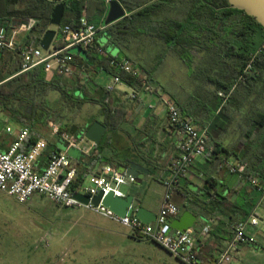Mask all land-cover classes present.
<instances>
[{"label":"trees","instance_id":"1","mask_svg":"<svg viewBox=\"0 0 264 264\" xmlns=\"http://www.w3.org/2000/svg\"><path fill=\"white\" fill-rule=\"evenodd\" d=\"M118 1L129 11V18L125 17L126 20L107 26L100 30L99 34H106L110 38V43L118 46L126 37L146 33L162 40L167 48L175 52L181 59L183 66L192 69L194 68L192 66L207 68V70L205 69L203 90L214 99L218 107L214 118L203 120L202 129L197 127L201 131L207 130L208 145L213 148V152L204 159L221 168L231 155L238 158L236 152L224 147L222 137L234 121L235 113H241L242 99L254 94L257 96V102L252 104L253 113L248 119L252 121L256 118L259 120L257 122L259 126L264 127V106H259L262 103L264 105V99H262L264 94V50L260 51L264 41V27L246 12L232 8L228 0ZM86 3L98 4L97 10L103 15L101 24L103 26L107 16L108 4L106 0H0V27L11 26L15 19H35L36 24L22 38V43L31 45L37 40H40L41 43L44 34L50 30L52 14L58 4L65 6L63 23L59 28L61 32L66 25H70L74 29L80 27L83 11L88 10L89 4ZM165 10H167L166 13L171 14L169 17L161 18L160 15ZM91 16L88 20L95 24L91 21ZM55 45L60 47L62 43ZM78 48H81L91 62H99L104 65L90 66L92 71L105 69L111 75H120L123 83L132 87L138 86L137 79L123 72H117L111 66L110 58L101 55L95 46L87 49ZM71 56L74 60L80 59V55L71 54ZM249 65L252 68L246 73V68ZM134 67L154 81L145 66ZM22 69L23 57L20 50L0 49V112L30 129V136L21 151H28L38 140L47 138L51 121L60 124L61 133H71L72 127L75 125L68 123L70 117L80 113L83 107L88 104L94 107L98 106L100 110L84 129L79 127L81 130H86L96 121L101 122L100 119L103 118L101 123L107 127L109 132H114L123 120L124 109L114 99H108L103 88L100 93L92 94V88L89 86V83L93 82L92 80L87 82L79 78L72 81L69 78L70 75L62 74L58 70L46 72L43 66L20 74ZM52 93H58L60 96L55 106L50 103L48 98ZM221 94L223 95L221 96ZM237 99L241 100L239 107L235 103ZM191 100L190 97L186 101L174 103L181 109L183 116L195 125V117L199 116L203 106L192 104ZM140 102L142 101H135V103ZM229 106H236L233 115L228 113ZM62 119L65 120L61 121ZM248 135L250 138L252 137V133ZM105 146L106 142L102 140L92 154L85 155L82 162L78 161L79 171L72 186L75 193L84 185L90 173L88 172L90 169L87 173H82L80 168H84L85 164H90L91 168L95 167L102 159V149ZM241 146L246 149L245 155H249V160L240 158L238 160L239 163L248 165L243 182L246 187L251 189L250 192L248 189L244 193L239 192L241 199L231 203L217 191V184L213 182L214 177L209 174V178L205 180L206 185L200 188L201 193L187 189L186 194H183L186 199L185 207L193 208L197 214L205 216L209 220L217 219L224 222L220 215H224L225 210L230 209L228 205H231L235 209L233 212L238 214L237 221L232 222L233 233L236 226L245 222L261 203L262 190H264V153L256 151L243 142ZM55 147L59 149L57 145ZM253 158L262 161L258 168L252 166L250 160ZM109 162L119 167V164L109 158H106L104 164ZM256 192L261 194L252 198L251 195ZM262 207L264 209V200ZM213 230L211 227L206 240L214 234ZM133 236L143 239L135 234ZM206 240L197 242L198 258L203 264H215L220 257L222 248L220 250L217 241L212 243L210 241L208 243L210 247L203 248V246L206 247L203 243ZM215 252L218 254L215 255Z\"/></svg>","mask_w":264,"mask_h":264},{"label":"built area","instance_id":"2","mask_svg":"<svg viewBox=\"0 0 264 264\" xmlns=\"http://www.w3.org/2000/svg\"><path fill=\"white\" fill-rule=\"evenodd\" d=\"M111 1L106 0L108 5ZM29 20L30 25L27 30L12 25L0 27V49L21 51L23 69L20 74L43 66L46 72L58 70L62 74L72 75L74 66L70 50L76 47L87 49L95 46L99 31L107 27L106 24H103L99 29L95 24L90 23L86 16H83L78 29H74L70 25L62 28V46L57 47L54 40L49 50L46 51L41 46L33 47L32 45H23L21 42V33L28 32L37 22L35 19ZM263 50L264 41L260 51ZM99 52L101 55L110 58V64L117 72H123L139 82L137 87H132L123 83L120 75H112L113 81L105 87V93L110 96L119 85H124L128 89V96L132 101H143L148 96H156L167 115L169 128L178 138V155L170 165L169 178L163 181L167 191L157 221L152 224H145L135 216L120 217L104 207L102 203L95 207L92 203L85 205L77 200L74 197L76 193L72 186L78 175V164L69 156L68 151L71 148H77L84 155L89 156L94 152L96 145L89 142L85 137L79 138L78 135L71 133H61L60 124L54 121L49 123L47 137L61 139L66 150L55 149L51 151L47 156L46 166L40 168V160L47 152L50 141L48 138H42L28 151H21L22 146L30 136V129L23 127L9 151H0V191L15 198L21 204L28 203L34 195L39 194L63 207H84L129 228L133 234L160 245L185 264H203L196 252L197 242L209 237L211 226L205 225L201 229L192 228L185 233H180L172 229L171 222L182 211L174 201V190L187 177L196 159L204 158L213 152V148L208 145L207 130H199L189 119L185 118L181 109L159 87L152 83L147 74H143L127 60L111 57L101 49ZM251 68L249 65L245 72L248 73ZM149 108L155 110L157 107L152 104ZM7 130L9 133L13 132L12 128ZM227 165L229 171L238 175L241 182L245 180L248 167L246 163H228ZM136 180L109 162L104 164L100 174L92 176V184L85 188V192L82 194L89 196L91 200L100 193H103L105 197L111 192L116 196L125 197L126 194L122 187L135 183ZM254 184L256 183L254 182ZM262 191L263 199L257 208H263L264 190ZM260 220L254 211L245 222L236 226L232 238L222 248L220 257L215 264H231L238 246L253 240L247 235V231L249 228L257 231Z\"/></svg>","mask_w":264,"mask_h":264},{"label":"rangeland","instance_id":"3","mask_svg":"<svg viewBox=\"0 0 264 264\" xmlns=\"http://www.w3.org/2000/svg\"><path fill=\"white\" fill-rule=\"evenodd\" d=\"M108 11L109 8L107 7V13ZM166 11L160 15L161 18L170 16L171 13L168 14ZM102 18L103 15L97 10L91 16V21L97 24L100 29ZM49 28L57 30L55 43H62L63 37L59 28L51 24ZM98 39L99 44L106 49L107 53L112 57L118 56L119 52L113 49L104 33H100ZM31 45L39 47L40 40ZM162 50L163 48L157 50L158 54H161L162 64L164 65L160 66V81L166 87L167 96L176 103L177 101H186L191 97L192 104L203 106V110L198 117H195L194 122L196 127L201 128L203 120L215 117L218 107L214 99L203 90L206 76L205 69L207 70V68H201V66L198 68L192 66L193 69L188 68L183 66L178 59H175L177 57L162 55ZM71 52L75 54V48L70 50ZM79 57L85 59L83 55ZM69 78L72 81L75 80L73 75H70ZM102 79L103 83L107 85L113 81L111 76L106 75H102ZM48 98L50 103L55 106L60 96L58 93H52ZM262 99H264V94ZM153 100L156 107H162L156 98H153ZM149 102L145 101L146 108L150 106ZM242 102L241 113H235V119L230 126L231 131L228 142L234 141L237 143L241 132L244 130L243 144L250 145L256 151L264 153V127L259 126L257 123L259 120H256V118L252 121L248 119L253 113L252 104L257 102V96L255 94L251 95L242 99ZM235 103L239 107L241 100L237 99ZM236 106H229L228 113L233 115ZM259 106L264 105L262 103ZM97 111L96 107L89 104L85 105L80 113L70 117L68 123L84 129L97 115ZM1 116L0 122L3 123L4 114ZM11 123L17 125V122L14 121ZM242 125H244L243 129ZM250 133H252L251 138L248 135ZM47 138L50 142L55 140L60 150L65 147L59 139ZM115 148L111 150L110 147H104L106 151L97 166L105 163L108 157H114L115 160L122 161L121 159L125 155L124 152ZM200 160L204 161V158H200ZM238 180V175H228L227 181L229 184ZM91 184L92 176H89L78 193H84L85 188H88ZM131 184L124 185L122 190L125 193L131 192L133 186H136ZM138 193L142 197L147 196L150 193L149 185H144ZM176 202L184 211L188 210L184 204L178 201L177 197ZM258 215L261 219L258 230L249 229V232L254 233L252 237L264 247V211L262 208H258ZM251 243H254V241ZM245 250V253L238 256L235 264H264V251H257L251 247H246ZM0 264L185 263L178 260L160 245L145 239H138L133 236L129 228L84 207H63L39 194L34 195L28 203L21 204L15 198L0 191Z\"/></svg>","mask_w":264,"mask_h":264},{"label":"crops","instance_id":"4","mask_svg":"<svg viewBox=\"0 0 264 264\" xmlns=\"http://www.w3.org/2000/svg\"><path fill=\"white\" fill-rule=\"evenodd\" d=\"M88 5V10H84L82 17L86 16L87 18H90L91 15L95 14L98 9V4L96 3H86ZM126 17L129 18V11L126 9ZM126 19H123V21ZM27 34L26 32L21 33V42L22 38ZM109 43L110 38L107 36ZM110 45H112L110 43ZM114 50H117L119 52L118 56L114 58H118L119 60H127L129 61L133 66H145L146 69L151 73L152 83L159 87L162 92L167 96L166 87L164 84H162L161 80V71L160 66H164L163 59H161V54H158L157 50L159 48H163L162 55H172L175 56L180 61V63L183 65L181 59L176 55L175 52L170 51L166 44L160 40L159 38L152 37L149 34H139L138 36H132V37H126L125 40L122 41L120 45H112ZM95 48L98 50H104L106 49L102 48L99 44L98 35L96 37V45ZM107 52V51H106ZM91 54V53H90ZM109 54V53H108ZM83 55L85 59L80 58L78 60L73 61L74 71L73 76H75L76 79H82L84 81H90L92 80L93 83L96 85L95 88H92V94L100 93V90L107 86V84L103 83L102 75L111 76L105 69H102L100 71H92V68L90 66H104L99 62H91L88 57L84 54H78ZM110 55V54H109ZM160 55V56H159ZM111 56V55H110ZM112 57V56H111ZM83 59V60H82ZM110 84V83H109ZM123 86V87H122ZM126 86L119 85L116 90L109 95H106L107 98L114 99L117 104L124 109V112L122 113L123 120L119 123V126L116 131L109 132L107 130L103 141L106 142V147H110L111 150L119 149L124 152V158H122V161H117L114 159V157H108L109 159H113L117 164H119L120 170L122 169V166H128V163L130 161L136 162L145 168L149 169L151 171L150 175H145L144 178H139L136 180L135 183H132L131 185L135 184L136 186H133V189L131 192L124 193L126 195H134L138 198H140L143 201V206L146 207L150 212L156 214L157 216L160 213L161 204L164 198V195L166 193V188L163 184V180H166L170 176V165L172 163V160L178 155V138L177 136L171 131L168 124V119L165 111L162 109V107H157L155 110L150 109L149 106L146 108L145 101H150V105H154V100L156 96H148L145 100H143L140 103H135V101H132L128 96V89L124 88ZM168 97V96H167ZM169 98V97H168ZM157 99V98H156ZM97 112L99 113L100 107H96ZM97 113V114H98ZM4 113L0 112V118L2 117ZM101 122H103V118L100 119ZM14 120H11L6 114H4L3 123L0 122V151L7 152L11 148L13 142L16 139V136L20 132V130L24 127L22 124L18 123L17 125H13L11 122ZM243 126V125H242ZM241 126V127H242ZM244 127V126H243ZM242 127V129H243ZM8 128H12L13 132L9 133ZM229 126L228 130L225 132V134L222 137V143L225 148L228 150H231L233 152H236L238 154V158L249 160V155L246 156V149L241 146V142L245 137L244 130L241 132L240 138H238L237 143L228 142V137L230 134ZM232 134V133H231ZM56 142L55 140L50 142V146L43 156V158L40 160V168H44L47 164V156L49 155L51 151L55 150ZM58 147V146H57ZM113 147V148H112ZM59 148V147H58ZM110 150V149H109ZM110 150V151H111ZM105 149H102V154L105 153ZM112 152V151H111ZM114 152V151H113ZM238 158H236L234 155H231L230 158L225 160V162L222 164V167H216L215 163L209 162L206 159L204 161L197 159L193 166L190 168V172L187 175L186 178H184L180 185L174 190V201L176 202V197L178 198V201L184 204L186 202V199L183 194H186L187 189H191L194 192L201 193L200 188L206 185V179L209 178V174H212L214 177L213 182L217 184V191L221 193L224 197H226L231 203L236 202V200L241 199L240 193H244L246 189H248V192L251 191L250 188L246 187L244 182L237 181L235 183H228V175L233 174L229 171L228 163L231 164H237L239 163ZM77 164L78 161L74 160ZM252 163V166L254 168H258L262 161L257 158H253L250 160ZM123 165H122V163ZM86 163V162H84ZM98 165V164H97ZM95 166L91 168L90 164H85L84 168H80L82 173H87L88 169H90L89 176H93L96 174H100L104 163H102L100 166ZM144 185H149L150 193H148L147 196L142 197L138 192L140 188H142ZM83 186V185H82ZM82 186L80 188H82ZM80 188L76 191V193L79 192ZM242 191V192H241ZM214 192V190H212ZM261 193L256 192L251 195L252 198L258 197ZM177 205H179L177 203ZM180 206V205H179ZM230 208L229 210H225L224 215H220L221 219L224 222H220L217 219H206L205 220H199L194 228L201 229L205 225H210L213 227L214 234L210 236V238L206 241H204L203 248H208L210 245L208 243H212L213 241H217L221 248L225 246V244L230 240L232 233H233V227L232 222L237 221V213L233 212L235 209L228 205ZM182 209V207L180 206ZM192 212L197 214L196 210L193 208H190ZM264 211V209L262 208ZM256 214L258 215V208H255ZM184 212L182 209L181 214ZM181 214L179 216H181ZM101 216V215H100ZM178 216V217H179ZM259 216V215H258ZM103 217V216H102ZM205 217V216H204ZM105 218V217H104ZM264 220V219H263ZM252 229V228H249ZM249 229L247 231V235L254 239L252 241L241 243L238 246L237 251L234 253V260L231 264H235L236 259L241 254L245 253L246 247L255 248L257 251H264V247L259 244L258 241H255V238L252 237L254 233H250ZM254 243H251L253 242ZM217 252H215L216 255ZM218 254V253H217ZM218 256V255H217ZM209 258V257H208ZM210 259V258H209Z\"/></svg>","mask_w":264,"mask_h":264},{"label":"water","instance_id":"5","mask_svg":"<svg viewBox=\"0 0 264 264\" xmlns=\"http://www.w3.org/2000/svg\"><path fill=\"white\" fill-rule=\"evenodd\" d=\"M230 6L234 9H238L246 12L249 16L254 17L264 27V0H228ZM109 11L106 16V26H111L126 17V9L118 0H112L108 5ZM65 15L64 4H58L53 11L51 25L60 28L63 23ZM30 25L29 19H15L12 22V26L20 29L27 30ZM57 36L56 29L48 30L41 40L40 46L44 50H49ZM75 54H84L81 48H75ZM71 54H73L71 52ZM89 86L95 88L96 85L93 82L89 83ZM107 127L100 121L94 122L86 130L80 132L79 126H73L71 130L72 135L79 133V138L85 137L89 142L98 146L105 134ZM66 150V147L63 148ZM69 156L79 162H82V158L85 156L80 149L71 148L68 151ZM121 171L126 172L128 175L139 179L144 178L145 175H150L151 171L144 166L130 161L128 166H122ZM74 197L85 205L92 203L95 207H98L101 203L104 207L108 208L114 214L120 217L135 216L145 224H152L157 221L158 216L150 212L143 206V201L134 196L126 195L125 197L116 196L113 192L104 197L103 193L95 196L92 200L89 196L82 193H76ZM199 220H205V217L200 214H195L191 210L184 211L181 216L173 219L171 227L173 230L180 233H185L187 230L195 227Z\"/></svg>","mask_w":264,"mask_h":264},{"label":"flooded vegetation","instance_id":"6","mask_svg":"<svg viewBox=\"0 0 264 264\" xmlns=\"http://www.w3.org/2000/svg\"><path fill=\"white\" fill-rule=\"evenodd\" d=\"M81 130V129H80ZM82 131V130H81Z\"/></svg>","mask_w":264,"mask_h":264}]
</instances>
